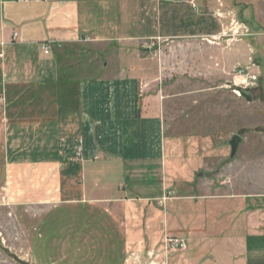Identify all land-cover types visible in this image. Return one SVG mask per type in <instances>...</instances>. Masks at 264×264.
Here are the masks:
<instances>
[{"label":"rangeland","instance_id":"374dc122","mask_svg":"<svg viewBox=\"0 0 264 264\" xmlns=\"http://www.w3.org/2000/svg\"><path fill=\"white\" fill-rule=\"evenodd\" d=\"M115 1L122 26H137L136 39L69 49L96 72L132 66L148 95L164 97L165 173L163 165L148 172L138 168L132 174L137 189L121 187L122 196L154 200L138 203L137 215L133 202L101 201L103 191L91 184L85 188L80 177L66 180L58 174L59 166L23 169L7 164L11 148L4 145L1 121L0 264H264V240L258 253L240 252L243 244L234 232H240L245 214L236 208H230L225 223L219 220L223 225L212 223L207 232L206 226L200 229L192 222L201 208L193 201L179 207V222L168 209L171 238L157 227L149 229L154 235L147 233L143 216L147 202L158 207L167 198L196 195L200 183L223 188L221 183L231 179L226 177L244 191H264V0ZM178 15L185 19L179 38H161L169 33L162 26H175ZM254 74L257 81L246 85V100L239 95L244 87L238 83ZM1 95L2 114L3 91ZM233 135L242 142L230 158ZM182 137L192 139V146L209 160L184 184L191 186L185 192L172 189L183 184L184 176L169 171L173 141ZM209 151L215 155L209 157ZM146 174L153 175V183L144 181ZM128 178L119 175L123 184ZM138 219L141 225L134 223Z\"/></svg>","mask_w":264,"mask_h":264},{"label":"crops","instance_id":"0c3cea01","mask_svg":"<svg viewBox=\"0 0 264 264\" xmlns=\"http://www.w3.org/2000/svg\"><path fill=\"white\" fill-rule=\"evenodd\" d=\"M184 20L176 16L175 26H162L169 33L160 37L178 39ZM121 22L115 0H0V91L6 110L0 112V122L4 145L11 148V154L5 155L7 164L23 169L59 166L58 174L66 180L80 177L85 188L91 184L93 190L103 191L101 201L133 202L132 208L139 215L138 203L153 198L135 200L121 193L128 184L137 189L139 182L132 174L138 168L148 172L163 165L165 173L164 97L148 95L147 85L132 66L118 70L104 67L96 72L72 52L89 43L134 41L137 26H122ZM45 43L47 52L42 50ZM172 145L175 149L169 171L184 176L183 184L177 183L172 189L191 191V186L184 184L190 183L196 170L204 169L209 160L199 147L192 146L190 138L174 139ZM215 152L209 151L208 156ZM120 174L129 176L125 184L119 180ZM201 174L199 171L197 176ZM152 177L146 174L144 181L153 183ZM226 178L231 179L221 183L223 188H206L200 183L195 187L196 195L167 198L158 207L145 203L146 232L154 235L149 229L157 227L160 234L173 237L169 235L168 209L179 222V207L192 201L193 206H201L192 222L200 229L206 226L205 232L212 223L223 225L230 208H236L235 212L245 214L240 232H234L235 236L240 234V252L258 253L259 241L264 240V191H244L232 177ZM122 185H126L123 191ZM134 223L141 225L139 219ZM247 263L242 260L239 264Z\"/></svg>","mask_w":264,"mask_h":264},{"label":"built area","instance_id":"2783aa9c","mask_svg":"<svg viewBox=\"0 0 264 264\" xmlns=\"http://www.w3.org/2000/svg\"><path fill=\"white\" fill-rule=\"evenodd\" d=\"M15 2H17V3H25V2H32V1H45V0H14ZM12 38H13V40H15V39H17V34L16 33H14L13 34V36H12ZM42 50L44 51V52H47V50H48V44H43L42 45ZM255 81H257V75L255 76V74L254 75H248L247 77H241V79H240V81H239V83H238V85H241V86H243L244 87V89H246L247 87H246V85L248 84V83H253V82H255ZM1 103H3V96L1 95L0 96V104ZM80 151H81V149L79 148L78 149V155L80 154Z\"/></svg>","mask_w":264,"mask_h":264},{"label":"water","instance_id":"95a60500","mask_svg":"<svg viewBox=\"0 0 264 264\" xmlns=\"http://www.w3.org/2000/svg\"><path fill=\"white\" fill-rule=\"evenodd\" d=\"M239 95L241 97H244L246 100H249V98H250L249 97V92H248L247 89L239 90ZM241 142H242V138L240 136L233 135L231 137V139L228 142V145L230 147V153H229V157L230 158H233L236 155L238 147H239ZM21 264H27V263L21 262Z\"/></svg>","mask_w":264,"mask_h":264}]
</instances>
